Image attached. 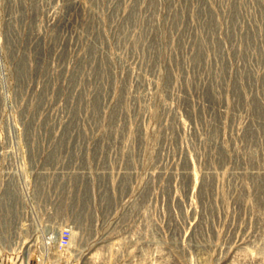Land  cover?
Wrapping results in <instances>:
<instances>
[{
    "label": "rangeland",
    "instance_id": "rangeland-1",
    "mask_svg": "<svg viewBox=\"0 0 264 264\" xmlns=\"http://www.w3.org/2000/svg\"><path fill=\"white\" fill-rule=\"evenodd\" d=\"M6 211L67 264H264V0H0Z\"/></svg>",
    "mask_w": 264,
    "mask_h": 264
},
{
    "label": "built area",
    "instance_id": "built-area-1",
    "mask_svg": "<svg viewBox=\"0 0 264 264\" xmlns=\"http://www.w3.org/2000/svg\"><path fill=\"white\" fill-rule=\"evenodd\" d=\"M10 212V206L6 207ZM7 213V215H6ZM0 222V260L11 264H67L72 251L71 228L40 237L17 236L14 217L6 211Z\"/></svg>",
    "mask_w": 264,
    "mask_h": 264
},
{
    "label": "bare ground",
    "instance_id": "bare-ground-1",
    "mask_svg": "<svg viewBox=\"0 0 264 264\" xmlns=\"http://www.w3.org/2000/svg\"><path fill=\"white\" fill-rule=\"evenodd\" d=\"M71 235H72V234H71ZM23 264H26V263H25V260H24Z\"/></svg>",
    "mask_w": 264,
    "mask_h": 264
}]
</instances>
